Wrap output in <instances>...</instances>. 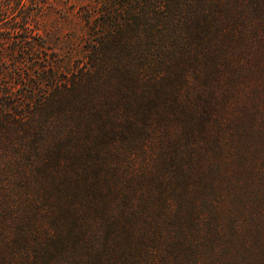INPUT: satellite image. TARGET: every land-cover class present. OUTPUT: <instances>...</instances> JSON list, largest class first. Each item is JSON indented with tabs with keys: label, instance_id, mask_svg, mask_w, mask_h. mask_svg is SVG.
Segmentation results:
<instances>
[{
	"label": "trees",
	"instance_id": "obj_1",
	"mask_svg": "<svg viewBox=\"0 0 264 264\" xmlns=\"http://www.w3.org/2000/svg\"><path fill=\"white\" fill-rule=\"evenodd\" d=\"M137 1L61 77L48 0H0V264H264V0Z\"/></svg>",
	"mask_w": 264,
	"mask_h": 264
},
{
	"label": "rangeland",
	"instance_id": "obj_2",
	"mask_svg": "<svg viewBox=\"0 0 264 264\" xmlns=\"http://www.w3.org/2000/svg\"><path fill=\"white\" fill-rule=\"evenodd\" d=\"M108 1L109 0H48V4L35 16V26L33 28L37 33L36 37L47 45V48H43L42 52L51 55V57H55L54 59L59 64L58 73L61 77H66L70 71L76 69L78 65H82L85 62L87 55L85 45L92 31L89 26L90 23L86 20V15H89L90 10L94 9L95 17H99V13H102L103 9L107 7L105 4L108 3ZM112 1L113 3H122L123 0ZM137 3H139L138 6L142 11L157 12L159 10H164L159 0L156 2L151 1L149 2L150 4L142 0L137 1ZM137 3H135V5ZM40 52L37 51L38 63L41 62L44 64L46 62L39 58L43 55V53ZM49 63H53V61L51 60ZM26 182V184L31 183L28 179ZM15 186V189L10 187V190L15 191L19 188V185ZM3 187L4 185H0V188ZM26 189L28 190L30 200L28 197L22 198V200L28 201L23 206V211H27L30 208L29 203L32 202V195L33 197L37 195V191H35L32 184L27 185ZM33 204L36 205V203ZM224 209L228 211V206L224 207ZM26 215L27 214L23 216V219H26L32 229L30 238H36L34 232L37 231V226L34 225L33 222L36 224L40 223L41 225L43 220L38 219L35 215L30 217H26ZM13 223V219L7 217V212H5L4 209H0V252L2 254L9 252L10 256L17 259L16 255H13L11 248L8 249L7 244L4 242L7 237L6 230L10 225L11 228L9 232H11L14 225ZM2 254H0V263H3V259L5 260ZM19 256L18 259H20Z\"/></svg>",
	"mask_w": 264,
	"mask_h": 264
}]
</instances>
